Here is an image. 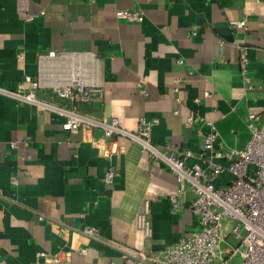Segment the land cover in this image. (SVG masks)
Returning a JSON list of instances; mask_svg holds the SVG:
<instances>
[{
    "label": "crops",
    "instance_id": "obj_1",
    "mask_svg": "<svg viewBox=\"0 0 264 264\" xmlns=\"http://www.w3.org/2000/svg\"><path fill=\"white\" fill-rule=\"evenodd\" d=\"M133 11L136 21L126 18ZM242 18L244 28L229 27ZM238 45L246 49L245 78ZM26 75L40 80L38 97L53 105L69 102L50 85L73 77L97 85L101 96L78 110L115 117L129 132L140 118L156 119L157 146L198 153L207 120L225 149H239L250 135L249 114L264 130V0H0V86L15 89ZM190 114L203 120L188 126ZM65 119L0 94V264H122L117 249L82 230L159 251L197 228L193 193L186 185L175 210L170 194L178 184L164 163L123 135L113 136L121 152L107 157L110 138L101 128L65 130ZM108 167L111 183L102 179ZM145 201L148 237L135 223ZM229 244L227 237L221 246ZM229 264H241L240 255Z\"/></svg>",
    "mask_w": 264,
    "mask_h": 264
},
{
    "label": "built area",
    "instance_id": "obj_2",
    "mask_svg": "<svg viewBox=\"0 0 264 264\" xmlns=\"http://www.w3.org/2000/svg\"><path fill=\"white\" fill-rule=\"evenodd\" d=\"M126 18L136 21L140 15L136 11L128 12ZM245 25V18L229 21L232 29H241ZM238 47L240 71L245 78L248 61L246 49L241 45ZM48 55L53 56L54 52H48ZM17 57H23L21 51L17 53ZM176 62L182 63V60L177 58ZM174 82L173 90L177 91L180 80L175 79ZM41 86L40 80L26 75L15 89L0 86V94L63 114L66 119L62 128L65 130L101 128L104 136L110 138L102 151L107 157L121 152V147L113 136L123 135L137 141L149 159L164 163L174 175L178 187L170 194V199L175 210L178 208V196L183 193L186 185L194 195L189 209L197 219V228L179 237L173 245L163 250L130 247L104 238L94 227L82 230L88 238L117 249L122 264H229L236 254L240 255L241 264H264V130L258 127L255 114H249L247 126L250 135L239 149H225L218 139V130L212 122L206 120L208 130H198L201 147L195 154L189 149L178 150L171 145L153 144L150 134L156 119L149 121L140 118L136 130L129 132L118 124L115 117L98 118L80 112L78 103L89 102L92 97L101 96L97 85L82 83L81 79L74 77L67 78L58 86L50 85L52 95L69 102L62 106L39 98L36 91ZM247 87L250 88L249 85ZM140 92L147 95L145 90ZM205 95L209 93L205 92ZM198 120L203 119L190 114L186 118V124L192 126ZM11 146L16 147V142H11ZM189 157H195L199 162L188 165L186 160ZM224 174L228 176L227 179L217 183L219 176ZM114 176L115 170L108 167L102 179L105 183H111ZM148 212V202L145 201L143 211L135 216L136 227L146 237L152 232ZM227 237L234 244L223 248L221 244ZM79 251L85 253L86 249L81 248ZM38 256L46 259L50 257L43 252Z\"/></svg>",
    "mask_w": 264,
    "mask_h": 264
},
{
    "label": "rangeland",
    "instance_id": "obj_3",
    "mask_svg": "<svg viewBox=\"0 0 264 264\" xmlns=\"http://www.w3.org/2000/svg\"><path fill=\"white\" fill-rule=\"evenodd\" d=\"M61 80V79H60Z\"/></svg>",
    "mask_w": 264,
    "mask_h": 264
}]
</instances>
